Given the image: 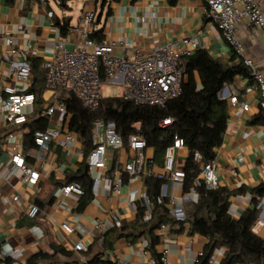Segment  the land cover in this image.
Segmentation results:
<instances>
[{
	"label": "crops",
	"instance_id": "crops-1",
	"mask_svg": "<svg viewBox=\"0 0 264 264\" xmlns=\"http://www.w3.org/2000/svg\"><path fill=\"white\" fill-rule=\"evenodd\" d=\"M112 1L106 8L105 1L101 3L94 33L99 32L102 40L116 43L113 50L116 56L131 60L136 53H146L156 45L191 38L200 50L223 65H235L242 60L221 39L219 31L212 29L204 0ZM261 2L264 10V0ZM55 4L58 11L48 0H0V83L6 80L10 64L14 61L8 55L11 47L2 37L13 39L16 43L14 47L24 48L25 43H30L32 47L29 64L33 68V75L29 89L34 94L29 95L33 96V103L22 110L27 122L42 118L41 110L54 100L53 92L45 87L43 69L52 56L53 44L65 40L67 50L74 48V36L68 29L78 23L82 11L75 16L72 10L69 12L68 8L61 6L60 0H55ZM83 9H88V6L84 5ZM63 23L67 27L65 36L60 32ZM18 27L23 29L21 35L17 33ZM237 37L243 48V58L251 60L255 69L264 74L263 32L249 21L242 20L237 25ZM194 78L200 88L197 73ZM248 85L246 78L237 77L221 91L219 98L227 102L229 117L222 143L215 150L214 163L219 188L231 194L229 214L232 219L237 220L255 203L257 222H262L259 236L264 238V192L261 195L252 192L264 186V112L258 93L245 94ZM234 90L239 94L238 101L248 106L247 111L229 105ZM2 99L3 95L0 94V101ZM45 122L46 127L61 128L56 118L45 119ZM8 129L10 127L0 106V136ZM12 129L18 139L22 138L23 145L28 129L22 128V124ZM79 144L80 147L72 155H67L57 143L52 144L50 153L45 155L47 164L41 179L35 185L18 183L13 189L3 180L10 161L5 152L6 146L0 145V264L12 261L24 264H88L95 257L100 262L110 264L119 261L150 264V237L147 233L138 236V231L130 227L136 220L140 197L147 193L145 178H157L162 172L163 159L155 157L154 149L147 147L142 152L146 160L144 174L133 183H128L127 175L123 174L120 193L115 194L110 174L121 172L123 166L136 155L127 146L119 151H108L105 180H100L102 173L98 171L90 173L87 168L83 171L91 180L97 178L98 181L92 182V200L78 211L79 199L73 196L62 199L57 197L56 192L65 186L67 173L78 171L85 161L79 156V151L83 153L81 139ZM23 153L27 162L33 163L27 156L37 154L38 149L34 146L23 147ZM176 154L175 170H181L188 152L182 147ZM150 160H154V163ZM21 177V173L16 172L15 182ZM163 185L167 188V196L176 198L182 212L196 200L193 195L183 194L182 184L165 181ZM16 195L20 199L13 207L11 198ZM168 208L172 212L169 205ZM114 219L126 225L127 231L135 236L112 239L110 231L115 229ZM97 220L102 221L106 229L102 234L94 232L92 237H87L80 230L69 236L61 228L63 223H67L75 228L81 224L93 229ZM188 230L189 225L184 224L181 231L176 226H168L163 233L158 229L154 232L160 238L155 251L159 255L162 250H167V264H195L198 255L207 248V238L189 235ZM107 234L106 240L111 241L108 248L102 242ZM79 239L87 245L86 253L73 250ZM225 252L223 247L215 249L211 256L212 264H220Z\"/></svg>",
	"mask_w": 264,
	"mask_h": 264
},
{
	"label": "built area",
	"instance_id": "built-area-1",
	"mask_svg": "<svg viewBox=\"0 0 264 264\" xmlns=\"http://www.w3.org/2000/svg\"><path fill=\"white\" fill-rule=\"evenodd\" d=\"M98 0H86L85 6L90 2L97 3ZM207 6V15L212 23V29L219 31L223 39L233 50L234 54L242 58L243 64L249 70L253 83L245 88V94L258 93L260 106L264 112V74L258 72L252 61L243 58V48L237 37V25L242 20L261 30L264 34V10L261 0H204ZM97 12L95 10L83 9L78 23L70 27L68 32L74 36V48L67 50L65 40H59L52 46V56L45 62L44 79L45 87L52 91L54 100L46 108L42 109L40 116L45 119L56 118L61 124V128L46 127L34 133V147L38 149L37 154H28L33 163H28L23 153L22 138L16 137L12 127L23 124L26 119L22 110L33 103V96L27 92L32 79L31 66L29 64L32 47L30 43H25L24 48L14 47L16 43L13 39L2 37V40L11 48L8 55L14 59L10 64L6 80L0 83V94L3 95L1 111L11 129L0 145L6 146V155L9 157V168L3 180L12 189L16 184L24 183L35 185L42 177V171L46 170L45 155L50 153L51 145L57 143L67 155H72L80 147V136L69 130V114L66 104L60 100V95L71 93L81 104L90 111H96L102 100L105 98L103 86H117L121 90L120 97L124 101L132 102L136 106L143 107H163L169 100L177 98L181 94L184 69L182 60L190 57L199 49L198 44L191 38L182 41L171 42L163 45H156L146 53H136L131 60H126L113 54L116 43L105 40L95 41L91 38L95 31L97 22ZM17 33L22 34V27L17 28ZM123 47V43H119ZM238 92L233 91L229 99V105L233 108L239 107L243 111L248 110L245 103L238 101ZM171 120L162 122L161 126L170 125ZM62 138V139H61ZM94 147L86 158L81 151L79 156L85 159L88 172H100V180L107 178L105 175L107 152L119 151L125 147L123 140L117 132L113 121L98 122L95 124ZM183 147V142L176 140L173 146L166 148L163 158L162 172L157 178L164 181L182 184L184 174L180 170H175L177 150ZM127 148L135 153L132 161L127 162L121 172H112L110 179L113 182V191L120 193L123 183V174L127 175V182L133 183L144 174L146 160L142 152L146 149V143L140 134L135 133L129 136ZM193 162L199 167V174L194 180L195 187L203 184L209 190L219 188L218 177L214 161L203 163L198 152L193 154ZM20 172L22 177L16 181V172ZM235 175V173H233ZM97 178L92 182H97ZM166 186L163 185L160 195L155 198V204L161 205L163 198L168 199V205L172 208V216L179 221L184 220V214L177 203L176 198L168 197ZM84 194L82 187L77 183L65 185L57 189L56 195L59 198L75 197L80 199ZM190 195L196 197L195 188H191ZM18 195L11 198V205L14 207L19 202ZM140 205L145 209L144 222L151 219L153 201L142 194ZM121 223L114 219V227L119 228ZM62 230L69 236L74 235L77 230L83 232L87 237H92L94 232L104 233L105 225L97 220L93 229H89L81 224L76 228L63 223ZM262 222H256L251 232L260 235ZM161 233L168 230V226L163 224L158 229ZM73 250L79 253L88 251L87 245L82 239L77 240ZM167 250H162L159 254V263L167 264ZM202 253L198 255L195 264H198ZM150 264L156 261L150 257ZM9 264H24L19 261H12ZM116 264H128L119 261ZM208 264H212L211 259Z\"/></svg>",
	"mask_w": 264,
	"mask_h": 264
},
{
	"label": "trees",
	"instance_id": "trees-1",
	"mask_svg": "<svg viewBox=\"0 0 264 264\" xmlns=\"http://www.w3.org/2000/svg\"><path fill=\"white\" fill-rule=\"evenodd\" d=\"M66 7V2L64 0ZM118 1V0H114ZM135 2L136 0H130ZM103 2V1H102ZM104 4V3H103ZM66 24L60 26V32L66 35ZM91 38L101 41L99 32L92 34ZM184 69L181 94L169 100L163 107L136 106L132 102L124 101L121 97L104 98L99 108L90 112L84 109L79 101L71 94L65 93L62 100L68 109L69 130L78 134L81 139L84 158L93 145L95 124L98 122L113 121L117 132L121 136L125 147L130 135L138 133L146 143V148H153L155 157L164 158L166 148L173 146L176 140L183 142L187 150L181 172L184 174L182 183L183 194H189L195 188L196 200L183 210L184 220L179 221L170 215L168 199L163 198L162 204H155L154 200L160 195L165 183L159 178L146 177L147 196L153 201L150 221L144 223L145 209L138 207V214L130 229L137 230L138 236L147 233L150 237L149 252L151 257L159 263V255L155 246L160 238L154 232L163 224L178 227L183 230L184 224L189 225V235H199L207 238L209 244L202 253L198 264H208L212 252L223 247L226 252L220 264H264V238L254 235L251 230L257 222L256 204L246 209L235 220L229 214L231 194L224 189L209 190L203 184L195 187L194 180L199 174V167L193 162V154L198 152L203 163L215 159V150L221 145L228 121V104L221 100L218 94L223 87L232 83L237 77L246 78L249 85L253 83L249 70L239 61L235 65H223L213 60L208 53L198 49L190 57L181 62ZM31 66V65H30ZM33 75V68L31 66ZM197 73L200 88L196 85L194 74ZM45 82V79H44ZM28 94H34L31 89ZM36 101V100H35ZM170 119V125L161 126L164 120ZM47 126L45 119L38 118L31 122L25 121L22 128L28 129L24 135L25 149L34 146L33 136L38 130ZM11 129L4 132L0 139L11 133ZM154 163V160H150ZM163 164V160L162 163ZM85 161L78 171L67 173L66 184H79L84 194L79 199L77 210H82L92 200V180L87 173ZM258 195L264 192V186L252 191ZM128 227L121 224L119 228L111 230L112 239H129L134 235L127 231ZM103 237L105 247H110L111 241ZM88 264H110L100 262L95 257Z\"/></svg>",
	"mask_w": 264,
	"mask_h": 264
},
{
	"label": "rangeland",
	"instance_id": "rangeland-1",
	"mask_svg": "<svg viewBox=\"0 0 264 264\" xmlns=\"http://www.w3.org/2000/svg\"><path fill=\"white\" fill-rule=\"evenodd\" d=\"M50 5L56 10L58 11V7L55 4V0H48ZM103 0H98L97 3L94 2H90V4L88 5V9L90 10H95L97 13H99L100 11V5L102 3ZM105 4L104 7L106 8L109 5H111L113 3L112 0H104ZM86 0H68L66 2V8H68L70 12V10H72L73 14L76 16V14L80 11H82L84 5H85ZM102 92L104 94V96L106 98H115V97H120L121 91L120 89L116 88V87H112L110 85H104L102 88Z\"/></svg>",
	"mask_w": 264,
	"mask_h": 264
},
{
	"label": "water",
	"instance_id": "water-1",
	"mask_svg": "<svg viewBox=\"0 0 264 264\" xmlns=\"http://www.w3.org/2000/svg\"><path fill=\"white\" fill-rule=\"evenodd\" d=\"M60 4L63 7L65 5V1L64 0H60ZM221 95V92L218 94V97Z\"/></svg>",
	"mask_w": 264,
	"mask_h": 264
}]
</instances>
